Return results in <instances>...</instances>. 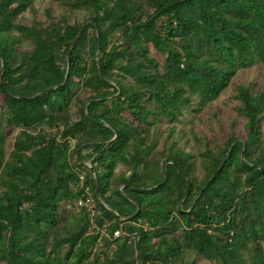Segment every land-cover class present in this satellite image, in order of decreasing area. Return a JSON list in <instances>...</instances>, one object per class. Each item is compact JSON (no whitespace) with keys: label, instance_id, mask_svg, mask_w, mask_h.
Masks as SVG:
<instances>
[{"label":"trees","instance_id":"1","mask_svg":"<svg viewBox=\"0 0 264 264\" xmlns=\"http://www.w3.org/2000/svg\"><path fill=\"white\" fill-rule=\"evenodd\" d=\"M35 1L0 0V263L264 264V0Z\"/></svg>","mask_w":264,"mask_h":264},{"label":"rangeland","instance_id":"2","mask_svg":"<svg viewBox=\"0 0 264 264\" xmlns=\"http://www.w3.org/2000/svg\"><path fill=\"white\" fill-rule=\"evenodd\" d=\"M47 6H49V4L45 1H35V7L38 10L36 17H42L44 19L42 12ZM52 9L55 14L62 12V10L56 6H52ZM78 18L82 19V16H78ZM24 20L25 22L31 23L33 21V13L31 11L24 13ZM237 80L245 83L254 81L256 86L264 88V67L240 71ZM237 103V101L230 99L229 91L224 92L208 110L200 114L199 119H191V124L193 125L195 132L198 134L208 133L211 136L212 143H222L228 136L229 131L227 128L229 124L235 120L236 127L234 129V134L239 138L244 139L241 119L235 116L234 111V107ZM187 119H190V117L187 116ZM204 145L205 143L201 145L200 148H203ZM180 146H183L185 150L196 152V147L192 141H188V144L181 142ZM89 163L90 162H87V164ZM201 263L208 264L206 261H201Z\"/></svg>","mask_w":264,"mask_h":264},{"label":"built area","instance_id":"3","mask_svg":"<svg viewBox=\"0 0 264 264\" xmlns=\"http://www.w3.org/2000/svg\"><path fill=\"white\" fill-rule=\"evenodd\" d=\"M79 178L81 181L84 180L83 174L79 175ZM73 206L75 209H81L84 208L88 212H90L91 215L94 214V198L91 196L90 190L88 187L84 188V194L81 198L77 199L74 203ZM115 235H118V232L114 233Z\"/></svg>","mask_w":264,"mask_h":264},{"label":"water","instance_id":"4","mask_svg":"<svg viewBox=\"0 0 264 264\" xmlns=\"http://www.w3.org/2000/svg\"><path fill=\"white\" fill-rule=\"evenodd\" d=\"M80 32H81V30L79 31V33L77 34V36H76V37H78V35L80 34Z\"/></svg>","mask_w":264,"mask_h":264}]
</instances>
